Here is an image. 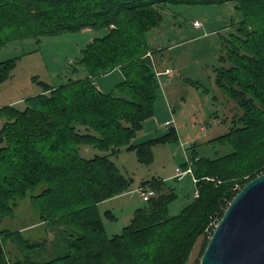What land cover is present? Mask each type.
Instances as JSON below:
<instances>
[{
	"label": "trees",
	"instance_id": "16d2710c",
	"mask_svg": "<svg viewBox=\"0 0 264 264\" xmlns=\"http://www.w3.org/2000/svg\"><path fill=\"white\" fill-rule=\"evenodd\" d=\"M226 3H234L243 20L222 39L214 80L241 114L226 134L208 143L233 151L204 158L194 143L190 160L199 196L170 216L175 189L161 179L142 182L152 197L121 234L108 237L98 205L129 192L133 183L112 158L134 152L140 164L150 165L154 146L178 140L170 124L162 137L133 144L155 116L161 94L151 57L163 60L165 54L147 40L163 21L160 7ZM86 29L105 33L74 62L85 68L82 78L45 85L41 94L25 99L22 110H0L7 116L0 131V221L13 216L19 200L29 199L40 223L57 229L55 238L40 241L0 229V264H190L201 241L193 263L200 264L213 224L239 190L264 173V0H0V49ZM17 60L0 62V83L10 78ZM114 72L122 79L109 91L99 88L96 79ZM81 147L105 155L84 158ZM38 187L39 194H29Z\"/></svg>",
	"mask_w": 264,
	"mask_h": 264
},
{
	"label": "rangeland",
	"instance_id": "374dc122",
	"mask_svg": "<svg viewBox=\"0 0 264 264\" xmlns=\"http://www.w3.org/2000/svg\"><path fill=\"white\" fill-rule=\"evenodd\" d=\"M160 10L163 21L148 33L147 40L151 46L162 48L165 57L163 60L156 56L151 58L158 70L163 71V67L169 65L178 66L180 72L175 75L174 82H168L170 80L168 76L162 77L163 84L156 103L155 116L144 122L133 144L165 135L167 127L162 123L168 114L171 116L172 110L173 116L180 115L178 120L180 135L177 141L154 146L155 160L150 165L140 164L134 152L123 151L112 158L119 172L125 177L132 178L133 183L131 193L122 194L98 205L108 237L121 234L130 224L137 209L146 205L140 197L141 193L133 192L142 182L161 179L175 189L177 198L169 207L170 216L178 215L194 200L197 186L193 181V175L185 173L176 176V168L187 170L189 167V165L184 167V164L191 158V146L194 143L197 154L204 158L214 159L233 151L230 145H215L208 141L226 134L234 116L241 114L236 110L238 107L215 85L214 68L219 67L218 57L222 50V39L243 20L242 12L234 3L167 4L161 6ZM195 22L199 26H195ZM104 33L105 31L86 29L76 33L42 37L40 41L18 40L0 49V62L18 59L10 78L0 83V110L6 106L22 110L26 107L25 99L41 94L45 85L57 87L66 84L71 78H82L86 70L74 62L81 58L82 50L87 43L95 37L103 36ZM74 68L79 70V74H73ZM105 79H110L109 83L112 86L120 81L122 76L114 72ZM96 83L104 91L111 90V86L99 78L96 79ZM167 91H170L172 101L171 105L168 104L166 107L163 95ZM180 97L182 99L177 103L176 100ZM15 100L19 101L13 105L11 102ZM6 117L3 111H0V131ZM80 154L84 158L105 155L92 147L88 151L86 147H81ZM42 190L43 187H38L29 194L37 195ZM148 193L152 197L151 189ZM33 204L29 199L19 200L13 216L0 221V229L24 231V236L33 241L50 240L53 236L55 238L57 229L40 223L36 206ZM107 212L115 218L111 219ZM210 226L211 223L206 228L208 237L213 232ZM200 250L201 241L194 249L190 264L198 258Z\"/></svg>",
	"mask_w": 264,
	"mask_h": 264
},
{
	"label": "water",
	"instance_id": "95a60500",
	"mask_svg": "<svg viewBox=\"0 0 264 264\" xmlns=\"http://www.w3.org/2000/svg\"><path fill=\"white\" fill-rule=\"evenodd\" d=\"M200 264H264V173L229 203Z\"/></svg>",
	"mask_w": 264,
	"mask_h": 264
},
{
	"label": "crops",
	"instance_id": "0c3cea01",
	"mask_svg": "<svg viewBox=\"0 0 264 264\" xmlns=\"http://www.w3.org/2000/svg\"><path fill=\"white\" fill-rule=\"evenodd\" d=\"M158 48H160V47H158ZM164 70L165 69H167V68H169V69H172V70H174V76L173 77H169L170 78V80L168 81V82H174L175 81V78H176V76H177V74H179V72H180V69L178 68V66H169V65H165L164 67ZM179 69V71H178V69ZM176 75V76H175ZM100 80H102V81H105V84L106 85H109V86H111V84L109 83V80H107V79H105V78H102V79H100ZM163 83H161V85H162ZM112 87V86H111ZM166 87V86H165ZM99 88H101V87H99ZM102 89V88H101ZM161 89H162V86H161ZM42 93V92H41ZM163 97H164V100H165V103H166V107L168 106V104H170L171 105V101H172V98L170 97V91H167V92H165V94L163 95ZM181 99H182V97H180L179 98V100L177 99L176 100V102L178 103H180V101H181ZM19 100H15V101H13V102H11L13 105L15 104V103H17ZM169 101H170V103H169ZM182 106V105H181ZM183 107V106H182ZM172 112V114H171V116H169V114L167 115V117L163 120V126H165V123L166 122H168V121H171V124H172V126H174L175 128H176V132H177V135H180V125H179V122H178V120H179V117H180V115H177V116H173V113H174V110H172L171 111ZM150 120V119H149ZM149 120H147L146 122H148ZM145 122V123H146ZM167 127V126H166ZM168 129V128H167ZM168 131V130H167ZM179 138V137H178ZM121 153H123V152H121ZM120 153V154H121ZM120 154H118V155H120ZM154 157H155V155H154ZM175 176V175H174ZM177 176V175H176ZM141 188V186L139 187V188H137V189H134L133 190V192L134 193H137V194H139V189ZM150 189V188H149ZM127 193H131V190L129 191V192H127ZM125 194V193H124ZM123 194V195H124ZM120 196H122V195H120ZM117 197H119V196H117ZM140 197H142L141 196V194H140ZM116 198V197H115ZM114 198H112V199H109V200H113ZM108 200V201H109ZM142 201H143V198H142ZM104 202H107V201H104ZM102 204V203H101ZM101 204H99V205H101ZM110 212H112L113 213V211H111V210H109ZM114 214V213H113Z\"/></svg>",
	"mask_w": 264,
	"mask_h": 264
},
{
	"label": "built area",
	"instance_id": "2783aa9c",
	"mask_svg": "<svg viewBox=\"0 0 264 264\" xmlns=\"http://www.w3.org/2000/svg\"><path fill=\"white\" fill-rule=\"evenodd\" d=\"M195 26H199V24L197 22H195ZM156 75H157L158 78L161 79V83H162V77L163 76L173 77L174 76V70L167 68V69H165V70L162 71V70H158L156 68ZM170 124H171V121H168V122L165 123V126L168 127ZM187 163L189 165V167L187 168V170H182L181 168L178 167V168H176V175L177 176H180V175H183L185 173L186 174H192L193 175V181L196 183L197 182V179L194 176L192 161L189 159L187 161ZM148 191H150L149 187H141L139 189V192L141 193V196H142L144 202L149 201V199L151 197L150 194L148 193ZM194 196L196 198L199 196V191L197 189H196V192H195ZM213 226L216 227L217 224H213Z\"/></svg>",
	"mask_w": 264,
	"mask_h": 264
}]
</instances>
